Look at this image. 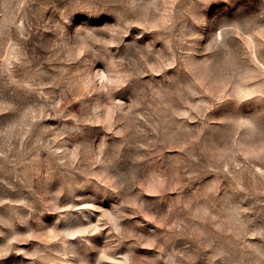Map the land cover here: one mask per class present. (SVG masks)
<instances>
[{
    "label": "rangeland",
    "instance_id": "obj_1",
    "mask_svg": "<svg viewBox=\"0 0 264 264\" xmlns=\"http://www.w3.org/2000/svg\"><path fill=\"white\" fill-rule=\"evenodd\" d=\"M0 264H264V0H0Z\"/></svg>",
    "mask_w": 264,
    "mask_h": 264
}]
</instances>
